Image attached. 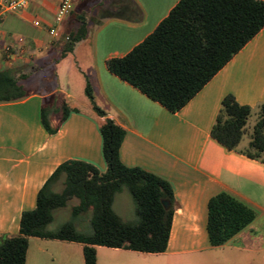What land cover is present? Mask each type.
I'll list each match as a JSON object with an SVG mask.
<instances>
[{"label":"crops","instance_id":"crops-1","mask_svg":"<svg viewBox=\"0 0 264 264\" xmlns=\"http://www.w3.org/2000/svg\"><path fill=\"white\" fill-rule=\"evenodd\" d=\"M80 1H74L71 14L57 25L58 38H53L48 28L54 25L60 0H31L18 12L5 13L0 19V44L23 46L24 55L2 66L26 72L27 80L41 65L50 64L44 61V52L57 49L61 57L64 36L77 27L74 17L82 15L77 11ZM178 1L111 0L108 8L112 14L91 15V20L82 15L87 35L66 54L74 55L85 46L88 65L78 71L80 83L84 87L90 83L96 105L125 129L119 148L121 162L167 181L175 201L164 252L96 246V264H137V258L154 264L152 257L163 264H264V163L227 149L210 135L226 95L251 107L250 116L257 120L259 106L264 103V27L176 112L106 68L107 59L129 52ZM130 2L140 9V15ZM34 20L40 25L35 26ZM58 91L65 93L60 88L45 93L30 90L20 99L0 101V235L18 233L21 212L35 207L38 190L61 162L83 160L101 172L106 169L98 129V120L103 118L94 113L86 98L75 99L86 110L69 107L53 134L43 127L41 108L48 97L51 110L60 103L61 99L54 98ZM66 97L72 98L68 93ZM48 119L51 127L57 125L53 111ZM220 192L251 208L255 217L224 244L212 246L207 203ZM60 244L78 246L80 255L45 250ZM82 247L79 242L30 237L25 264H84Z\"/></svg>","mask_w":264,"mask_h":264},{"label":"trees","instance_id":"trees-1","mask_svg":"<svg viewBox=\"0 0 264 264\" xmlns=\"http://www.w3.org/2000/svg\"><path fill=\"white\" fill-rule=\"evenodd\" d=\"M130 6L140 15L134 3L130 2ZM74 20L77 27L65 35L61 57L87 35L86 19L78 15ZM263 27L264 3L260 0H179L140 43L121 57L107 59L105 64L110 73L176 112ZM26 78V72L18 73L14 68L0 70V101L26 96ZM84 93L94 113L103 118L98 120V129L106 169L101 172L83 160L61 162L38 190L35 207L21 212L18 233L0 235V264H25L30 237L79 242L83 245L84 264H96V246L143 253L166 250L175 209L170 184L140 167H128L121 162L119 148L125 129L96 105L89 82ZM69 110L63 101L52 110L44 104L40 119L45 130L53 134ZM51 111L58 114L55 127L49 124ZM251 111V107L226 95L210 135L227 149L264 163V103L248 133L246 125ZM246 134L249 140L240 146ZM58 183L62 185L60 191L54 190ZM123 189L133 199L134 221L123 220L112 208L114 195ZM72 198L78 199L71 207L72 217L89 213V232H81L70 221L57 230H48L54 210L64 207ZM162 200L169 202L168 208L163 207ZM254 217L251 208L225 192L210 197V244H224Z\"/></svg>","mask_w":264,"mask_h":264},{"label":"rangeland","instance_id":"rangeland-1","mask_svg":"<svg viewBox=\"0 0 264 264\" xmlns=\"http://www.w3.org/2000/svg\"><path fill=\"white\" fill-rule=\"evenodd\" d=\"M111 0H81L77 6V11L82 12V15L88 20H91V15L100 17L104 13L113 12L108 8V4ZM85 46L80 47V51L74 55H66L64 58L60 57V51L57 49L44 52L42 56L44 61L50 64L41 65L36 71L31 73L28 79L24 82L27 91H34L38 93L50 92L55 88H60L65 93L57 92L55 99L65 102L68 107H76L85 111L86 109L75 101V99L86 98L84 93V85L80 83L79 70H86L88 62L84 52ZM42 64V63H41ZM81 68V69H80ZM57 72V74H56ZM71 95V99L66 97V94ZM46 104L50 102L49 97L45 100ZM49 105V104H48ZM47 105V107H48ZM58 117V114H56ZM247 132L249 133L255 122V116L252 114L247 121ZM248 140V136L245 135L242 139L241 145H245ZM62 185L58 183L54 186V190L60 191ZM78 203V199L72 198L67 201L64 207L58 208L53 212V220L48 224V230H57L63 223L70 221L81 232H89L90 224L88 222L89 213L77 218H73L71 214V207ZM113 210L125 221H134L136 215L134 213V202L126 189L114 195ZM47 252H66V253H78L80 255V249L78 246H68L66 244H60L55 249L45 247ZM102 250H98L99 260H101ZM137 264L143 263V258H137ZM154 260V264H163V261H159L157 258H150ZM149 261V258L147 259ZM64 262V261H63ZM122 264V263H121Z\"/></svg>","mask_w":264,"mask_h":264},{"label":"built area","instance_id":"built-area-1","mask_svg":"<svg viewBox=\"0 0 264 264\" xmlns=\"http://www.w3.org/2000/svg\"><path fill=\"white\" fill-rule=\"evenodd\" d=\"M30 1L31 0H0V19L5 13L18 12L27 6ZM74 1L75 0H60L53 17L54 25L48 28V33L53 38H58L61 36L57 25L61 24L71 14ZM33 24L35 26H39L40 22L38 20H34ZM66 38L67 37L65 36V39ZM23 55V46L15 48L8 44H0V70L7 69L4 68L1 63L13 64L16 58H19Z\"/></svg>","mask_w":264,"mask_h":264},{"label":"water","instance_id":"water-1","mask_svg":"<svg viewBox=\"0 0 264 264\" xmlns=\"http://www.w3.org/2000/svg\"><path fill=\"white\" fill-rule=\"evenodd\" d=\"M162 205L163 207L168 208L169 202L167 200H162Z\"/></svg>","mask_w":264,"mask_h":264}]
</instances>
